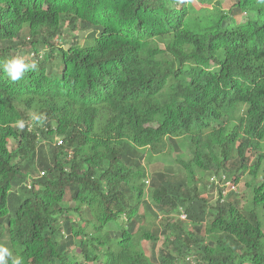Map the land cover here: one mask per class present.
I'll return each instance as SVG.
<instances>
[{"label":"trees","instance_id":"trees-1","mask_svg":"<svg viewBox=\"0 0 264 264\" xmlns=\"http://www.w3.org/2000/svg\"><path fill=\"white\" fill-rule=\"evenodd\" d=\"M14 56L36 65L0 69L21 264H264V0H0Z\"/></svg>","mask_w":264,"mask_h":264},{"label":"clouds","instance_id":"clouds-1","mask_svg":"<svg viewBox=\"0 0 264 264\" xmlns=\"http://www.w3.org/2000/svg\"><path fill=\"white\" fill-rule=\"evenodd\" d=\"M0 69L10 78L11 81H20L28 72L35 71L34 63L26 62L22 56H14L10 59L0 61ZM20 128L24 127V121H17ZM0 264H21L19 257H14L9 248L0 245Z\"/></svg>","mask_w":264,"mask_h":264},{"label":"rangeland","instance_id":"rangeland-1","mask_svg":"<svg viewBox=\"0 0 264 264\" xmlns=\"http://www.w3.org/2000/svg\"><path fill=\"white\" fill-rule=\"evenodd\" d=\"M211 1H212V4H213V3L220 2L221 5H222L223 7H225V8H228V7L231 5V0H211ZM195 4H196V6H197L198 8L204 6V5L199 4V3H195ZM209 5H211V2H208V3L206 4V6H209ZM245 20H247V16H244V15H243V16H240V17L238 18V22H243V21H245ZM82 37H85V35L82 34ZM63 41H64V40H63ZM63 41L61 40V43H63ZM68 41H71V38H66V41H65V42H68ZM63 45H64V44H63ZM157 46L160 47L161 45L158 44ZM64 47H65V46H64ZM10 145H11V144H10ZM169 165H173V160H172V159L155 156V157L153 158L152 162L150 163L149 167H148V171L153 172L154 170H158V169H161V168H163V167H165V166H169ZM226 187L228 188L229 185H227ZM228 189H230V188H228ZM233 189H234V188H233ZM235 189H236V187H235ZM238 189H239V195H241V196H242V195H243V196L248 195V191H247V189H246V187H245V182H244V181H242V182L239 184ZM146 199H147L148 201H151V199H150V195H149V192H147V194H146ZM161 243H162L161 241L158 242V244H157V246H156L157 248L153 249L152 244H150L149 242H142V243H141V248H142L143 252L145 253V255L150 256V255H154V254H156V252H157L156 249H158V247H160Z\"/></svg>","mask_w":264,"mask_h":264},{"label":"built area","instance_id":"built-area-1","mask_svg":"<svg viewBox=\"0 0 264 264\" xmlns=\"http://www.w3.org/2000/svg\"><path fill=\"white\" fill-rule=\"evenodd\" d=\"M182 218H185L184 215H182Z\"/></svg>","mask_w":264,"mask_h":264}]
</instances>
